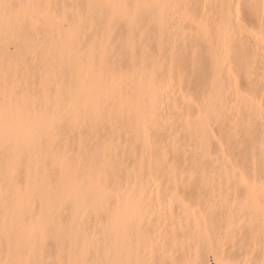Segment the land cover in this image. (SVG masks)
<instances>
[{
  "label": "bare ground",
  "instance_id": "obj_1",
  "mask_svg": "<svg viewBox=\"0 0 264 264\" xmlns=\"http://www.w3.org/2000/svg\"><path fill=\"white\" fill-rule=\"evenodd\" d=\"M257 130L264 0H0V264H187Z\"/></svg>",
  "mask_w": 264,
  "mask_h": 264
},
{
  "label": "rangeland",
  "instance_id": "obj_2",
  "mask_svg": "<svg viewBox=\"0 0 264 264\" xmlns=\"http://www.w3.org/2000/svg\"><path fill=\"white\" fill-rule=\"evenodd\" d=\"M228 141L232 148L243 142L264 144V134L260 130L238 133ZM235 170L245 174V183L195 184L190 196L203 200V219L199 226L194 212L187 217V264H198L199 256L205 264H264V151L257 152L250 166ZM209 199L217 205L214 211ZM212 212L216 215L209 218Z\"/></svg>",
  "mask_w": 264,
  "mask_h": 264
}]
</instances>
